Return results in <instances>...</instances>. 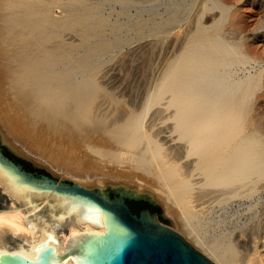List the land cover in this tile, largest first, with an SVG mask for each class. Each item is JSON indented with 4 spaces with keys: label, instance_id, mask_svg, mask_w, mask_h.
I'll use <instances>...</instances> for the list:
<instances>
[{
    "label": "bare ground",
    "instance_id": "obj_1",
    "mask_svg": "<svg viewBox=\"0 0 264 264\" xmlns=\"http://www.w3.org/2000/svg\"><path fill=\"white\" fill-rule=\"evenodd\" d=\"M251 1L264 11V0ZM238 4L227 0H67L60 5L58 0H5L1 29L7 63L16 70L13 89L33 93L30 104L39 106V112L46 110L48 116L61 113L71 98L79 116L85 118L98 89L95 76L98 60L107 57L104 54L133 49L135 43L152 36L161 46L165 44L153 62L154 80L142 103L118 119L115 136L122 148L110 154L152 177L165 212L183 220L186 233L215 264H264V113L257 112L264 93V55L251 51L239 35L241 30L230 25L234 15L230 14ZM56 8L64 12L62 18ZM182 22L188 28L179 34L175 28ZM75 24L85 29L80 57L77 48L64 51L61 39ZM170 33L175 37L167 38ZM93 35L100 36L98 42L89 41ZM154 107L164 124L162 136L152 135L145 123ZM81 167L84 171L74 178L84 186L102 189L112 185L110 181L127 185L137 181L138 189L149 185L136 177L137 169L112 175L89 162ZM0 185L11 196L8 207L0 209V256L19 253L36 260L45 243L44 247H54L57 264H83L87 242L96 239L98 231L107 233L106 214L95 202L17 182L1 165ZM16 201L41 216L30 219L15 206ZM235 201L257 202L247 207L252 212L250 220L232 226L234 230L223 229L230 217L222 220L221 210H228ZM217 208L220 222L215 219L213 224L218 229L225 225L219 232L203 233L205 212ZM67 220L74 221L70 236H91L79 254L73 251L66 256L69 236L57 231ZM9 234L22 237L26 244L9 248Z\"/></svg>",
    "mask_w": 264,
    "mask_h": 264
},
{
    "label": "rangeland",
    "instance_id": "obj_2",
    "mask_svg": "<svg viewBox=\"0 0 264 264\" xmlns=\"http://www.w3.org/2000/svg\"><path fill=\"white\" fill-rule=\"evenodd\" d=\"M4 1L0 0V126L8 140L17 143V152L28 156L31 155L35 159L38 168L66 179H75L74 175L81 174L84 171L81 164L84 162H89L101 170L112 173V175L120 172L128 175L135 171L138 174L136 177L147 181L149 185L145 189H138L137 185L139 183L137 181L128 185L124 182V189L137 186L136 189L138 191H155L158 184L153 181L152 177L148 176L144 171L138 170L131 162L118 161L110 153L122 148L115 136V127L119 125L118 119H122L126 114L127 116L132 114L142 103L147 90L151 87L150 85H152L154 80L152 72L153 62L161 52L160 49L165 47V44L161 46L162 44L159 42V39L152 36L135 43L133 49H126L124 51L113 49L110 53L104 54L107 57L98 60L99 71L95 76L98 89L89 105V111L85 118L79 116L75 109V102L71 98L67 105L61 107V110H63L61 113L49 114L48 116L45 112L46 110L42 109L41 111L43 112H39L40 109L37 110L39 106L30 104V95H33V93L28 90L25 93H20L12 87L16 70L7 63V46L3 42L5 38L1 29ZM227 1L234 5L240 2V0ZM64 2H67V0H58V4L60 5H63ZM241 2L236 7L238 9L230 14L231 17L233 14L235 15H233L234 18L229 19L232 21L230 25H233L234 30H239V32L241 30L242 35H239L240 37L244 36V41L248 42L247 46L251 51L253 50L254 53L264 55V35H261L264 32V28H260L264 11L251 0H241ZM55 10L58 17L64 14L60 8H56ZM193 14L194 11L190 17ZM181 24V27L175 28V32L178 33L179 31V34L188 28V23L187 25L186 22H182ZM230 25H227L229 30L231 28ZM88 26L93 28V25ZM83 30H85L84 27L79 24L71 25L67 29L61 38L62 45L66 46L64 51H68L69 47H73L77 48V55L79 57L84 53V45L86 43L85 39L81 36ZM255 30L261 33L258 32L259 34L256 35L254 33ZM173 33H170L167 38L178 35L177 33H175L176 35ZM99 38V35H93L89 38V41L98 42ZM258 103L259 110L257 112L264 113V93L259 98ZM157 110L158 107H154L145 123H147V129L152 135L159 134V136H162L163 133L160 132V129L164 124L161 123L162 120L156 113ZM110 184L123 185L117 181H110ZM112 185H104L102 189ZM263 196L262 199H264ZM10 199L11 196L0 185V209H6L10 204ZM241 202L242 204L239 205ZM241 202L235 201L230 203L229 207L227 206L228 210H221L222 216L219 208L213 211L214 214H212L213 212H205L208 214V217H205L204 222L206 224L204 223L202 227L206 228L207 231L206 229H202L203 233L208 232L212 234L216 232L214 230H218L219 232L225 224H221V228L218 229L216 224L213 223L216 222L215 219L219 221L220 216L221 218L223 217L222 220L226 221L230 217L229 221H225L226 225L223 228L225 229L227 226L229 230H234V225L238 226L244 223L245 220H250L252 212L250 210L249 212L246 211L248 210L247 207L251 203L255 205L257 201H246L247 204L245 201ZM15 206L20 208L30 219H37L41 216L29 213L28 207L20 201H16ZM44 211L41 210V214H44ZM224 211H227V213ZM162 213H166L164 204ZM224 214H227V216ZM208 218L213 219L212 223V219L209 220ZM174 219L177 225V232L190 237L194 242L195 249H200L195 239L186 233L183 227V220L179 216ZM73 223V220H67L57 226V231L60 235L69 236L65 243L66 256L69 252L81 248L91 238L90 235L83 233L70 236L69 232ZM211 229L214 230L212 231ZM208 233L207 235H209ZM6 241L9 248H17L20 244H26L22 237H15L11 234L7 236ZM74 253L76 254V252ZM206 256L208 255L206 254Z\"/></svg>",
    "mask_w": 264,
    "mask_h": 264
},
{
    "label": "water",
    "instance_id": "obj_3",
    "mask_svg": "<svg viewBox=\"0 0 264 264\" xmlns=\"http://www.w3.org/2000/svg\"><path fill=\"white\" fill-rule=\"evenodd\" d=\"M0 165L4 171L10 170L17 182L38 185L49 191L54 189V194L80 196L102 209L106 214L107 233L98 231L97 238L87 242L83 264H215L202 248L195 249L190 237L177 232L172 215L163 213L165 224L149 211H142L141 216L131 212L127 200L148 201L163 210V202L156 191H136L138 185L124 189V184L99 189L84 186L75 179L57 177L46 170L49 175L39 174L37 171L43 169L37 167L31 155L17 152V143L8 140L1 126ZM114 193L116 196L112 198ZM41 246L36 260L10 253L0 256V264H57L54 247H44L45 243ZM74 252L79 254L82 248Z\"/></svg>",
    "mask_w": 264,
    "mask_h": 264
},
{
    "label": "flooded vegetation",
    "instance_id": "obj_4",
    "mask_svg": "<svg viewBox=\"0 0 264 264\" xmlns=\"http://www.w3.org/2000/svg\"><path fill=\"white\" fill-rule=\"evenodd\" d=\"M116 194H112V198H114ZM127 204L131 210L132 213L137 214L138 216H141L142 211H149L152 216L158 217V219L161 222H164L165 224L167 223L166 219L164 218V214L162 213V209L159 206H155L148 201L144 200H135V201H130L127 200Z\"/></svg>",
    "mask_w": 264,
    "mask_h": 264
},
{
    "label": "trees",
    "instance_id": "obj_5",
    "mask_svg": "<svg viewBox=\"0 0 264 264\" xmlns=\"http://www.w3.org/2000/svg\"><path fill=\"white\" fill-rule=\"evenodd\" d=\"M7 155H9L8 153H6ZM10 156V155H9ZM11 157V156H10ZM12 159H14L16 162H18L15 158H13V157H11ZM19 164H21V162H18ZM22 165V164H21ZM23 166V165H22ZM25 169V168H24ZM25 170H27L28 172L29 171H31V170H28V169H25ZM33 172V171H32ZM37 173H39V174H47V175H49V173H47V172H45L44 170H39V171H37Z\"/></svg>",
    "mask_w": 264,
    "mask_h": 264
}]
</instances>
